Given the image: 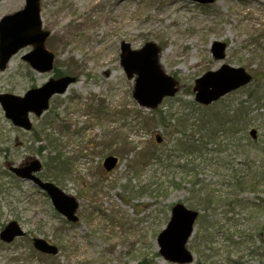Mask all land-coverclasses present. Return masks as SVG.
<instances>
[{"label": "rangeland", "instance_id": "rangeland-1", "mask_svg": "<svg viewBox=\"0 0 264 264\" xmlns=\"http://www.w3.org/2000/svg\"><path fill=\"white\" fill-rule=\"evenodd\" d=\"M24 6L25 0H0V21ZM39 7L41 31L49 33L44 48L53 55V70L35 72L22 59L34 46L24 47L0 71V94L22 96L50 78H58L56 71L75 82L65 93L51 98L42 117H31L35 131L44 129L52 137V148L42 139L34 145L28 142L35 136L33 132L14 128L0 105V231L15 221L26 232L11 244L0 241V264H169L157 254L156 237L166 227L175 204L192 207L188 188L193 176L183 172L184 161L177 159L175 168L156 177L159 182H175L176 188L157 197L129 191L137 185L138 175L140 185L148 182L151 193V154L165 145L169 148L173 140L170 130L157 126L153 112H176L179 100L196 104L195 80L222 65L256 74L259 62L264 61V0H215L207 6L189 0H40ZM58 32L67 35L57 37ZM215 41L227 46L223 60H216L211 53ZM146 43L158 50L156 66L177 90L155 110L137 105L132 97L136 76L129 80L120 65L122 44L141 50ZM241 98L235 91L220 105ZM256 137L260 139L259 133ZM39 146L46 148L47 154L57 149L69 160L67 173L51 180L77 200V224L62 218L49 198L32 184L8 173V165L23 164L33 157L44 166L46 155L34 151ZM110 156L119 163L106 172L102 164ZM251 158L264 159V154L255 152ZM191 163L200 166L197 177L205 180L214 194L227 191L228 178L218 170L216 160L208 166ZM43 173L51 176L46 168ZM253 192L238 195L243 200L242 207L235 209L238 215L224 214L216 207L212 221L224 225L225 219H230L226 226L231 225L229 234L261 233L264 187ZM34 238L53 245L57 253L36 251ZM191 242L192 238L188 245L192 252ZM216 243L222 255L215 261L227 255L221 250L223 241L216 237ZM250 244L240 247L237 257L242 256L246 264H264V257H250L245 251L264 245L255 236ZM234 255L229 258L234 260Z\"/></svg>", "mask_w": 264, "mask_h": 264}, {"label": "trees", "instance_id": "trees-1", "mask_svg": "<svg viewBox=\"0 0 264 264\" xmlns=\"http://www.w3.org/2000/svg\"><path fill=\"white\" fill-rule=\"evenodd\" d=\"M258 69L256 74H253L252 82L238 91L243 98L227 106L220 105V101L212 106L203 107L193 102L183 103L179 100L176 103L179 104L180 109L176 112H168L164 115L161 110H156L153 115L157 126L170 130L173 140L168 149L160 148L151 154L154 172L151 193L149 183L140 185L138 175L135 176L137 185L134 188H128L137 196H163V192L174 189L177 185L169 179L159 182L156 179L157 174H168L175 168L173 161L177 159L184 161L182 167L186 170L183 172L190 177L193 176L188 188L192 201V207L189 208L201 212L190 245L196 256L195 264H244L242 256L236 255L240 247L244 244L251 247L250 242L254 236L264 245L262 238L264 225L259 234L250 235L236 231L234 235L229 234L231 225L226 227L230 219L226 218L224 225H220L217 220L212 221L217 211L216 207L222 208L224 214L232 212L234 216L238 214L235 209L243 205V200L238 198L240 193H254V190L264 187V159L251 158V154L255 152L259 155L264 154V141L261 140L264 139V61L259 62ZM62 75V72L56 71V77ZM250 129H255L260 139L252 141L248 136ZM34 135L33 141L31 140L33 145L42 139L51 145L49 147L55 146L52 137L45 133L44 129L34 131ZM36 152L46 155L44 167L48 169L51 176H44L46 174L42 173L43 178L56 180L57 177L67 173L69 160L60 154V151L54 149L47 154L46 148L40 146ZM209 157L213 159L210 160ZM213 160L217 161L218 170L228 178V183L225 184L227 191L218 196L205 180L197 177L200 166L191 163L198 161L199 165L208 166ZM164 183H167L166 186L163 185ZM257 199L260 200L259 196ZM246 206L250 207L247 203ZM234 236L237 237V241L233 240ZM216 237L223 241L221 250H224L227 255L215 261L216 257L222 255L218 253L215 246ZM245 251L250 257H264V248L260 246L247 248ZM234 253L235 259L232 260L229 256Z\"/></svg>", "mask_w": 264, "mask_h": 264}, {"label": "water", "instance_id": "water-1", "mask_svg": "<svg viewBox=\"0 0 264 264\" xmlns=\"http://www.w3.org/2000/svg\"><path fill=\"white\" fill-rule=\"evenodd\" d=\"M200 5H210L215 0H189ZM49 36L48 32L41 31L39 15V0H25V7L13 15L5 16L0 21V71H3L10 60L20 49L34 46L32 52L23 56V60L39 73L50 72L53 68V55L44 48V42ZM226 44L214 42L211 53L216 60L225 57ZM158 50L151 43H146L141 50H131L128 44L121 46V67L128 79L137 76L133 98L140 107L154 108L163 98L171 97L176 90L172 81L156 66ZM251 81V76L243 68H234L222 65L217 71L207 72L195 81L193 91L195 101L201 105H210L221 97L244 86ZM75 82V78L65 76L50 79L40 88L27 91L23 96L0 94V105L5 118L11 124L24 131H30L32 123L29 115L40 117L49 106L54 95L63 94L67 87ZM252 139L256 138V131L250 133ZM118 159L110 156L104 160L103 167L111 171ZM41 170V163L32 159L26 166L10 168L18 178L31 181L50 197L54 209L64 216L67 221L76 223L75 216L78 204L76 200L66 195L51 183H43L34 176ZM198 212L187 209L182 204L175 205L171 210V217L165 229L158 235L156 243L159 255L167 262L173 264H190L193 256L186 249L188 239L194 230V223ZM24 232L16 222H10L0 232V240L11 243L14 239L23 237ZM36 250L55 254V247L48 245L41 239H34Z\"/></svg>", "mask_w": 264, "mask_h": 264}, {"label": "bare ground", "instance_id": "bare-ground-1", "mask_svg": "<svg viewBox=\"0 0 264 264\" xmlns=\"http://www.w3.org/2000/svg\"><path fill=\"white\" fill-rule=\"evenodd\" d=\"M49 0H45V3H48ZM64 35H67L66 32H58V35H56L57 37L60 36V37H64Z\"/></svg>", "mask_w": 264, "mask_h": 264}, {"label": "flooded vegetation", "instance_id": "flooded-vegetation-1", "mask_svg": "<svg viewBox=\"0 0 264 264\" xmlns=\"http://www.w3.org/2000/svg\"><path fill=\"white\" fill-rule=\"evenodd\" d=\"M27 162H24L22 165L26 164ZM19 166H21V164H19ZM42 179V178H41ZM43 181H48V180H45V179H42Z\"/></svg>", "mask_w": 264, "mask_h": 264}]
</instances>
